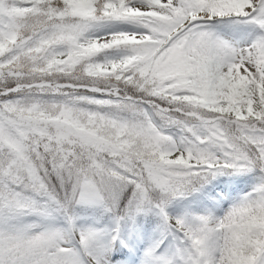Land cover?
<instances>
[{
	"label": "snow or ice",
	"instance_id": "snow-or-ice-1",
	"mask_svg": "<svg viewBox=\"0 0 264 264\" xmlns=\"http://www.w3.org/2000/svg\"><path fill=\"white\" fill-rule=\"evenodd\" d=\"M0 264H264V0H0Z\"/></svg>",
	"mask_w": 264,
	"mask_h": 264
}]
</instances>
